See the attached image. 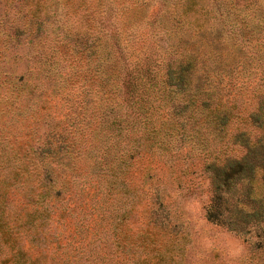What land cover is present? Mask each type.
Segmentation results:
<instances>
[{
  "label": "rangeland",
  "instance_id": "obj_1",
  "mask_svg": "<svg viewBox=\"0 0 264 264\" xmlns=\"http://www.w3.org/2000/svg\"><path fill=\"white\" fill-rule=\"evenodd\" d=\"M207 1L202 4L210 5ZM172 4L0 0L2 19L26 17L28 24L36 15V33L48 40L1 55L15 70L7 93L0 90V139L35 161L26 148L38 136L34 131L57 114L56 134L70 144L67 166L73 168L56 169L57 183L53 177L41 182L35 172L19 182L11 151L4 156L0 145V264H17L14 256L23 244L40 254L31 264H264V187L253 191L261 198L253 206L238 187L214 213L205 160L190 151V140L150 149L141 130L127 135L121 123L120 129L97 127L93 100L98 104L104 100L97 97L110 99L121 90L119 52L134 64L150 43L159 50L165 43L160 29L174 25ZM201 7L200 2L194 10ZM190 18L199 17L190 12ZM190 29L180 27L177 33L189 37ZM105 30L115 36L113 42L99 34ZM209 35L201 42L204 51L211 49ZM24 38L16 37V43L22 46ZM4 45L0 32V50ZM55 71L64 82L38 79ZM28 79L35 87L29 83L26 89ZM238 207L259 215L236 214Z\"/></svg>",
  "mask_w": 264,
  "mask_h": 264
},
{
  "label": "trees",
  "instance_id": "obj_2",
  "mask_svg": "<svg viewBox=\"0 0 264 264\" xmlns=\"http://www.w3.org/2000/svg\"><path fill=\"white\" fill-rule=\"evenodd\" d=\"M203 1L173 0L171 19L174 25L171 29L167 26L160 29L165 36L163 46L158 50L150 43L142 58L134 64L120 51L121 90L110 99L97 97L104 101L96 104L93 100L92 105L98 107V112L95 110L97 127L120 129L121 123L127 135L138 134L141 130L150 149L190 140V151L205 160L204 170L209 174L211 191L209 207L218 213L238 187L244 190V202L252 203L251 206L261 200L260 195L253 192L255 188L264 187V2L208 0L210 5H205ZM200 2L201 9L194 10ZM190 12L199 18L192 22ZM33 17L28 24L26 17L10 21L0 17V32L8 43L0 50L2 93L15 69L1 55H7V51L15 53L30 43L32 46L27 47L28 50L34 44L48 42L47 39L40 40L45 35L38 36L34 23L39 18ZM100 17L101 14L99 21ZM184 26L191 28L190 32L186 31L189 37L177 33ZM208 33L211 49L204 51L201 42L203 38L206 41ZM22 34L25 38L20 46L22 43H16V37ZM99 34H107L112 42L115 40L109 30ZM29 35L35 37L28 39ZM117 45L119 48L120 43L114 46ZM40 51L43 52V47ZM54 53L60 55L58 49ZM57 71L38 79L42 82L47 81L44 78L54 80L58 85L65 79L62 72L56 75ZM29 83L33 84V80H27L26 89ZM25 93L18 91L17 95L21 98ZM57 116H50L53 122L47 121L49 124L34 131L38 136L26 150L37 157L35 161L24 159L23 148L15 151L10 143L0 139V145L5 149L0 151L4 156L7 148L11 151L19 182L35 172L41 182L53 177L57 183L60 179L56 169L73 171L67 166L70 155L66 153L70 144H64L58 136ZM14 145L20 148L19 142ZM31 166L39 170L33 171ZM239 209L236 214H245L249 218L258 214L252 209ZM18 251L14 256L17 264H31L40 255L27 246L25 248L24 244Z\"/></svg>",
  "mask_w": 264,
  "mask_h": 264
}]
</instances>
